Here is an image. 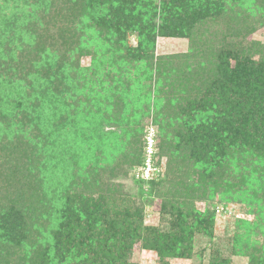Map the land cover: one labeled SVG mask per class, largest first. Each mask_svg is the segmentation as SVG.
<instances>
[{
    "label": "trees",
    "instance_id": "trees-1",
    "mask_svg": "<svg viewBox=\"0 0 264 264\" xmlns=\"http://www.w3.org/2000/svg\"><path fill=\"white\" fill-rule=\"evenodd\" d=\"M259 28L264 0H0V264H63L59 251L65 264H125L116 241L94 232L100 208L122 243L142 237L160 257H190L193 233L215 217L192 207L202 187L253 206L255 220L237 228L264 237ZM158 36L187 48L157 54ZM150 114L168 158L151 191L172 195L179 214L157 236L113 182L125 161L144 164ZM237 138L260 167L234 155ZM246 248L264 264V239Z\"/></svg>",
    "mask_w": 264,
    "mask_h": 264
},
{
    "label": "rangeland",
    "instance_id": "rangeland-1",
    "mask_svg": "<svg viewBox=\"0 0 264 264\" xmlns=\"http://www.w3.org/2000/svg\"><path fill=\"white\" fill-rule=\"evenodd\" d=\"M254 36H258L264 42V29L259 28ZM186 48L187 39L185 37L158 36L156 38L155 52L157 54L182 52ZM143 126L144 142H146V135L149 129L153 131L154 138H156L155 141L157 142L158 127L153 123L152 114L144 119ZM257 141V145L264 147L263 139L258 138ZM241 145L242 143L239 138L234 140V147H232L234 148L235 156L243 159L247 156L245 161H249L250 163L257 160L254 154L253 157L251 156V153L256 151L254 149L255 146L252 147V145L246 143V147L242 149V151H246L243 153L239 151ZM142 147L145 148V145H142ZM167 160L168 158L166 156H160L155 149L154 154L151 156V166L148 174L143 171L144 164L135 165L132 169H129L125 161L119 165L117 169L118 177L113 180L114 187L118 186L119 190L123 192V198L127 199L128 204L131 203L134 210L138 213L139 219L136 218L143 227L146 229L149 227L153 232H156L154 236L169 232L179 215L172 210L170 203L168 204V200H172V195L171 197H166V200H163L161 197L154 195L151 191L152 184L151 182L149 183V181L156 180L160 174L165 172ZM246 165L247 163L245 162L241 163L242 167ZM249 166L260 167L259 164L255 163H251ZM242 170L243 168L240 171ZM185 176L186 178L183 181L185 182L189 178L187 174L181 178L177 176L172 180L173 184H176V188L181 185L178 183ZM199 184L195 177L192 179L191 184H188L189 187L187 188H193L194 186L197 189ZM177 193L186 194V190L180 188ZM217 193L210 197L211 193L209 189L202 187L200 196L193 201L192 207L195 210L203 211L206 206L210 209L214 208L215 217L212 223L203 225V228H205L204 231H199L198 229L193 233L191 238L192 248L189 249L191 253L190 257H187L188 255L186 254L160 257L157 251L145 247L146 241L142 237H138L130 246L127 239L122 243L117 225L113 222L115 218L112 215V211H109L108 215H104L101 208L96 211V214L100 216V220L97 221L98 223H96L94 232L104 241H116L115 247H117L119 255H126L127 260L125 264H253L250 262L251 257L245 249H247L246 247L249 242L257 240L260 243L264 237L263 235L246 231L241 227L238 230L237 225L241 226V223L239 224L241 220L247 222L255 220L256 214L253 209L254 207L246 206L243 202L233 201L226 202L223 205L222 203L226 199ZM247 193H251V190H248ZM173 204H176L175 201ZM218 206H223V212H216ZM141 234L143 236L147 235L144 234L143 230ZM107 244L110 246L109 243ZM55 254H57L59 262L65 264V260L68 258L67 253L65 254L64 251H59L55 252Z\"/></svg>",
    "mask_w": 264,
    "mask_h": 264
},
{
    "label": "built area",
    "instance_id": "built-area-1",
    "mask_svg": "<svg viewBox=\"0 0 264 264\" xmlns=\"http://www.w3.org/2000/svg\"><path fill=\"white\" fill-rule=\"evenodd\" d=\"M145 155L146 159L144 161V168L143 171L148 174L149 168H150V160L151 156L154 154L155 148H154V133L151 129L148 130V133L146 135V142H145Z\"/></svg>",
    "mask_w": 264,
    "mask_h": 264
}]
</instances>
